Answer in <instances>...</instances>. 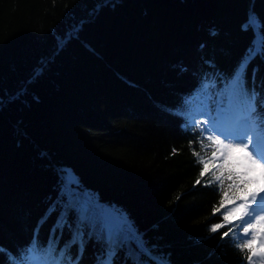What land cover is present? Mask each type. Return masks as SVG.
<instances>
[{"label":"trees","instance_id":"16d2710c","mask_svg":"<svg viewBox=\"0 0 264 264\" xmlns=\"http://www.w3.org/2000/svg\"><path fill=\"white\" fill-rule=\"evenodd\" d=\"M250 13L264 23V0H0V248L17 255L34 235L46 245L56 216L37 225L71 180L126 216L167 264H249L236 247L240 221H224L227 173L223 186L209 183L193 153L211 157L195 121L215 114L264 34L244 29ZM243 85L264 120V56ZM244 109L224 97V115ZM56 235L59 247L70 239L68 229ZM98 251L89 241L80 264H95Z\"/></svg>","mask_w":264,"mask_h":264},{"label":"snow or ice","instance_id":"6c2138e0","mask_svg":"<svg viewBox=\"0 0 264 264\" xmlns=\"http://www.w3.org/2000/svg\"><path fill=\"white\" fill-rule=\"evenodd\" d=\"M243 27L245 30L251 29L254 33H259L261 28H264V23L250 13ZM257 56H264V34L253 40L237 66L233 77L221 93L215 115L212 110L200 113L207 116L210 125L205 128L202 125L207 121H195V127L200 129L201 151L213 148L211 157L206 159V156H201L199 152L193 153L198 158L197 162L203 165L200 176L204 177L211 172L212 179L209 183L218 181L223 186L227 173L226 179L231 181L227 187L233 190V195L228 197L225 192V199L221 201V207H225V200L232 205L225 211L224 221L227 224L240 221L238 227L243 235L237 234L236 240L240 242L236 243V247L241 251L248 249L251 253L247 256L249 264H253L256 257H259L258 264H264V120L257 115L258 93L253 91L249 94L243 85L247 66ZM229 95L240 98L245 109L230 126L225 127L221 124L224 116L222 108L224 97ZM261 106H264V100L261 101ZM186 107L189 113L187 119L191 123L193 113L187 103ZM189 123L184 125L186 130ZM237 153L242 155L236 156ZM213 168H218L219 174L212 171ZM257 171L258 177L250 175ZM72 183L71 180L65 183L62 202L59 205H51L37 225L39 228L50 217L56 216L46 245H41L34 235L30 243L20 249L17 255L0 248V252L6 254L8 264H80L89 241H95L99 245L95 264H115L120 253H123V264H167L162 257L154 255L126 216L105 211V208L89 195L82 196L74 192ZM197 183H200L199 179ZM252 185L258 187L252 188ZM222 227L224 224H216L209 231L216 232ZM65 229H68L70 239L63 247H59V237L56 234L59 232L62 235ZM232 231L230 228L223 232L221 240ZM258 236L261 237V243L259 248H256L254 245ZM74 246L77 248L75 256L70 254Z\"/></svg>","mask_w":264,"mask_h":264},{"label":"rangeland","instance_id":"374dc122","mask_svg":"<svg viewBox=\"0 0 264 264\" xmlns=\"http://www.w3.org/2000/svg\"><path fill=\"white\" fill-rule=\"evenodd\" d=\"M206 112V111H205ZM213 115H215V114H213ZM235 113H229V114H226V115H224L225 117H223V119H222V121H221V124L223 125V126H225V127H227V126H230L233 122H234V120L236 119V118H234L235 117ZM240 115H242V113H240V114H238V117L240 116ZM204 119H203V121H207V123H205L204 125H202V127H208L209 125H210V121H208V118H207V116L206 115H204ZM236 156H240V155H242V154H240V153H237V154H235ZM254 173H258L259 174V172L257 171V172H254ZM251 174H253V173H251ZM259 241H261V237H259L258 236V238H257V241L256 242H259Z\"/></svg>","mask_w":264,"mask_h":264}]
</instances>
